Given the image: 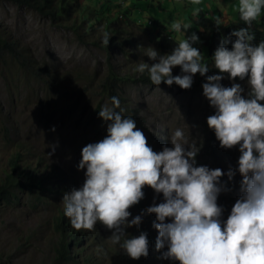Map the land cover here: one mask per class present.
I'll return each instance as SVG.
<instances>
[{"label":"rangeland","instance_id":"rangeland-1","mask_svg":"<svg viewBox=\"0 0 264 264\" xmlns=\"http://www.w3.org/2000/svg\"><path fill=\"white\" fill-rule=\"evenodd\" d=\"M74 1L75 4L92 7L106 18L110 17L111 34L122 23L121 16L124 13H129L135 20L134 16L139 14L142 20L139 23L146 27H150L145 22L150 18H164L167 24L178 18L172 10L175 2L168 0H161L165 1L167 13L159 12L156 2L152 9H140L139 13L136 8H141L143 0H139L137 5L131 0ZM192 4L190 8H195L196 3ZM225 16L229 19L226 22L232 20L229 15ZM142 24L140 27L133 22L130 34L144 48L153 47L151 37L142 30ZM158 26L150 28L159 35L171 33V36L178 39L183 38L181 33L169 29V26ZM104 30L103 25H96L94 32L85 33L84 41H81L80 36L68 25L36 8L19 5L11 0H0V35L16 45L17 53L11 56L0 49V152L7 147H3V141L28 143L35 154H41L47 163L57 167L70 190L79 187L84 181L85 171L77 167L82 147L107 134L106 122L99 117L98 112L103 104H111L103 95L101 84L109 64L113 62L122 75L130 74L117 87L118 96L123 97V115L135 119L136 126L144 132L146 142L153 150L160 151L164 145L171 147L169 134L180 127L187 142L195 144L199 149L195 157L197 166L219 167L225 173L221 182L230 190L222 191L217 202L223 207L227 206V210L224 209V218H227L233 205L229 199L233 195H240L242 179L240 173L236 172L229 180L227 170L229 167L235 169L240 152L238 145L232 148L221 147L214 130L207 125L206 117L214 114L215 109L203 95L202 85L184 89L177 84L169 86L162 82L156 86L152 82L136 80L138 75L133 68L144 54L135 47L136 58L131 63L129 58L133 54L130 47L129 58L115 46L109 49L102 47ZM188 35L190 33L185 32V36ZM22 48L25 52L20 51ZM236 82L244 88L242 95L246 94V79L241 81L238 78ZM221 83L230 86L232 81L225 74ZM4 134H8V138ZM51 145H55V151ZM15 191L20 196V203L0 202V264H77L57 257L56 249L61 246L62 239L53 218L56 203L61 198L42 201L38 199L39 193L36 191L29 192L18 187ZM143 191L145 196L129 208L132 216L142 215L141 224L139 227H125V230L132 232L139 228L147 233L150 248L158 252L154 262L164 264L168 259L161 258L160 252L166 249H155V238L158 235V230L152 226L155 214L146 212L154 198L159 203L163 195L157 194L150 186L144 187ZM92 231L93 245L86 246L85 253H90L91 261L96 257L94 264L128 263L123 256L124 250L118 249L117 245L107 239L111 229L97 222ZM83 241L86 243V239L83 238ZM68 248L76 251L72 244ZM142 259L141 263H144Z\"/></svg>","mask_w":264,"mask_h":264},{"label":"clouds","instance_id":"clouds-1","mask_svg":"<svg viewBox=\"0 0 264 264\" xmlns=\"http://www.w3.org/2000/svg\"><path fill=\"white\" fill-rule=\"evenodd\" d=\"M262 9L264 0H239V19L245 26L221 38L211 57V66L219 72L207 75L202 84L203 95L215 109L206 117L207 125L221 147L238 145L240 152L235 169L227 170L229 180L236 172L242 177L240 195L227 218L223 205L217 202L222 191L230 190L221 182L225 175L222 169L197 166L199 149L187 142L180 127L169 134L171 147L153 150L135 119L123 115L119 97L111 96V104H103L98 112L106 122L107 134L81 149L77 167L85 170L84 181L62 196L63 212L72 227L93 229L100 222L112 230L107 239L118 249L133 259L146 257L147 234L129 235L125 227L141 224L142 215L132 216L129 208L145 196L143 188L147 185L163 195L161 202L154 198L146 209L155 214V249H166L160 252L161 258L179 264H264V40L254 42L252 30ZM198 12L195 9L193 15ZM146 22L155 26L151 19ZM214 22L217 26L222 23L219 17ZM190 26L180 19L171 21L169 29L183 38L167 53L161 54L152 46L143 48V54L153 62L139 60L133 71H147L156 86L164 82L190 88L194 74L203 76L210 67L193 46L199 41L198 35L193 32L185 36ZM111 35L104 32L102 42L108 45ZM232 36L235 39L228 47ZM177 65L180 73L173 75ZM225 74L232 81L230 86L221 83ZM237 77L246 79L244 95ZM50 147L55 151V145ZM5 150L0 157H6Z\"/></svg>","mask_w":264,"mask_h":264},{"label":"trees","instance_id":"trees-1","mask_svg":"<svg viewBox=\"0 0 264 264\" xmlns=\"http://www.w3.org/2000/svg\"><path fill=\"white\" fill-rule=\"evenodd\" d=\"M11 1L19 5L36 8L44 14L49 15L52 19L61 21L63 24H66L72 28L73 31L80 36L81 41H84L83 36H85V33L89 31L92 32L96 25H103L105 29L104 32H109L111 34L109 16V18H106V16H104L102 13H98V11H95L92 9V7L89 8L88 5L75 4L74 0ZM143 1L146 2V0ZM133 4H135V2ZM142 8H146V4H144ZM231 14L234 18L230 22L225 23L222 21L221 25L219 26L215 24V20H213L210 16H207L202 10L198 12L195 19L192 18L189 20V23L199 37V41L193 46L200 50L204 57V61L210 65L209 71L205 75L202 76L199 73L195 74L196 78H193V84L190 87L191 89L202 85L200 84L202 81L203 83L206 82L207 75H211L212 72L214 74L219 72L218 69H216L214 66H211V57L215 48L219 45L221 38L228 36L233 29H238L245 26L244 22L239 19L238 10H233ZM121 18L122 23L118 24V27H116L117 29L114 34L111 35L108 45L101 41V46L106 48L115 46L119 51H121V53H126L128 58V47H130V52L133 55L132 58L129 59L132 63V61L134 62L136 58L134 48H139L140 52L143 53L144 47L142 43H139L136 38L130 34L132 32L131 25L133 22L137 23L136 20L132 19L129 16V13L122 14ZM138 18L140 19V17ZM151 20L155 26L161 25L162 23V19ZM138 26L141 27V24L138 23ZM142 30L144 33L149 34L154 44L153 47L161 54L170 52L172 48L175 47L176 41H178V38L171 36V33L159 35L151 28L143 25ZM252 30L256 34L254 42L264 40V13L261 12L256 20L253 21ZM234 39V36L230 37L229 43L226 46L231 47V41ZM96 43L99 44V42ZM15 48L16 45L11 42L9 38L2 37L0 35L1 52L8 53L11 56H16L17 53ZM24 50L25 49L22 48L20 51L25 52ZM141 60H144L148 63L153 62L146 55H143ZM106 72L107 73L105 74L101 84V91L103 92V95L111 101V96L119 95L117 90L119 84L122 81L128 79L130 74L122 75V72L117 69L113 62L109 64ZM179 73L180 66H174L173 75ZM136 74L138 75L136 80H139L143 83L151 82L147 71L144 73L136 72ZM236 79H238V77ZM119 98L122 103L123 97ZM7 135L4 134L6 138H8ZM212 140H214V137H212ZM4 142L7 147L6 157H0V160L3 161V163L0 164V202L4 204L14 202H17V204L20 203V196L17 191H15L17 187L26 189L29 192H38V199L42 201L47 199L51 200L54 198H61L60 202L58 204L56 203V212L53 218L55 228L62 239L61 246L56 249L57 257L74 261L77 264H91L92 261L94 264V259L96 257L91 261L90 253H85L86 246L93 245L92 238L94 237V233L92 229H76L72 227L68 221V218L64 215L61 200L64 192L69 191L70 187L68 184H66L63 175L58 171L54 164L52 165L51 163H47L42 158L41 154H35L34 150L30 147V144L28 145V143L26 144L23 141L12 142V140H9V142ZM60 184L63 185L61 186ZM146 186L144 187L146 188ZM233 196L234 197H231L229 200L230 203L234 204L235 200L238 198V195ZM224 209L227 210L226 205H224ZM140 232L141 230L139 228L133 230L132 232L126 231V233L129 235H139ZM83 238L86 239V243H83ZM147 238L148 241H150L148 234ZM70 244L76 247V251L68 248ZM81 244H83L82 247ZM156 254H158V252L149 246V254L146 257L141 256L139 259H133L126 253L123 256H125L126 261L128 262L127 264H157L154 262ZM142 258H144V263H141L143 260ZM164 264H179V262L168 259V261Z\"/></svg>","mask_w":264,"mask_h":264},{"label":"crops","instance_id":"crops-1","mask_svg":"<svg viewBox=\"0 0 264 264\" xmlns=\"http://www.w3.org/2000/svg\"><path fill=\"white\" fill-rule=\"evenodd\" d=\"M132 1L133 0H131V2ZM134 2L135 5H137V2H139V0H134L133 3ZM154 2L157 3V8L159 11H161L162 13H167L168 10H166L165 1H161V0H146V2L143 1V3H140L141 8L137 7L136 10L141 12V10L143 9H147V10L152 9ZM168 2L171 3L175 2L174 7L172 8V10H174L178 16V18H175V20L180 19L184 23H189L190 19L192 18L195 19L197 17L198 13L196 15H193L194 10L199 9V11L202 10L207 16H210L213 20H215L217 17L221 18V16H224L225 18L222 17L221 21L226 22V20L229 21V19L226 18L225 14L229 15L231 19H233L234 17L232 16L231 13L233 10L237 11L239 0H199V3H196L195 8H190V6L193 5L192 4L193 0H170V1L168 0ZM144 4H146V8H142ZM261 12L264 13V9H262ZM181 13H183V16H181ZM137 16L140 17L138 14L135 15L134 18L138 19L139 21V18ZM161 21H162L161 25L169 26L170 28L169 22L168 24L167 22H165L167 20L162 19ZM191 29L194 31L192 26H190L185 31L191 34Z\"/></svg>","mask_w":264,"mask_h":264}]
</instances>
